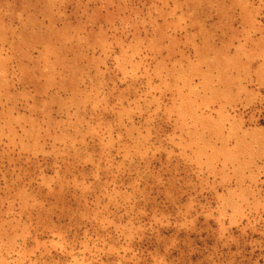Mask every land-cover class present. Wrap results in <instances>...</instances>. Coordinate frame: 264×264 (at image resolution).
Here are the masks:
<instances>
[{
  "label": "rangeland",
  "instance_id": "1",
  "mask_svg": "<svg viewBox=\"0 0 264 264\" xmlns=\"http://www.w3.org/2000/svg\"><path fill=\"white\" fill-rule=\"evenodd\" d=\"M0 264H264V0H0Z\"/></svg>",
  "mask_w": 264,
  "mask_h": 264
}]
</instances>
